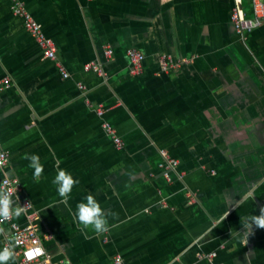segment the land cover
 <instances>
[{"label": "crops", "instance_id": "crops-1", "mask_svg": "<svg viewBox=\"0 0 264 264\" xmlns=\"http://www.w3.org/2000/svg\"><path fill=\"white\" fill-rule=\"evenodd\" d=\"M20 1L54 43L57 61L42 58L0 0V87L9 81L0 90V144L9 154L0 181L19 180L13 200L29 201L47 257L264 264V229L243 230L264 207V19L244 38L231 22L236 7L251 15L250 1ZM129 49L144 55L139 75L130 74ZM161 55L172 68L161 69ZM89 63L104 75L85 72ZM163 151L178 162L170 181L159 167ZM25 154L40 156L38 181ZM60 168L78 181L66 201L53 184ZM88 194L107 214L104 234L75 219ZM14 219L27 224L24 215Z\"/></svg>", "mask_w": 264, "mask_h": 264}, {"label": "built area", "instance_id": "built-area-1", "mask_svg": "<svg viewBox=\"0 0 264 264\" xmlns=\"http://www.w3.org/2000/svg\"><path fill=\"white\" fill-rule=\"evenodd\" d=\"M10 3V10L15 17L22 20L24 29L31 35L34 41L38 45V49L41 52L43 59L49 61H57L55 57V45L51 39L47 38L42 33V27L31 14L25 9L23 3L20 0H7ZM251 5V15L246 16L239 7L234 8L231 15V22L235 28V31L239 37L244 38L246 34L251 33L255 29L259 28L264 19V0H249ZM106 57H111L113 51L108 49L106 52ZM127 57L130 62V74L139 75L141 74L142 64L144 61V55L142 52L136 49H129L127 51ZM57 67L64 79L68 78V73H66L64 67L61 63L56 62ZM159 64L163 71L172 68L173 64L167 55H161L159 57ZM85 72H93L99 75H104V69L101 65L97 63H89L84 66ZM9 86V81L5 79L3 81V86L0 90H3ZM78 88L84 90L83 85H78ZM96 112L99 117H103L104 109L100 105ZM104 130L106 134L113 140V144L116 149H122V143L116 135V130L108 123L104 124ZM161 156L164 161L159 165L160 169L163 171V177L166 181H170L171 172H175L178 162L171 157L166 152H161ZM9 161V154L1 147L0 144V170H4ZM0 183H5L10 186V189L16 191L14 197L21 193V184L19 180L14 178L4 177ZM13 197V198H14ZM27 204V211L23 214L26 218L27 224L20 225L13 218L11 221L6 222L8 225L10 233L14 236L19 237V244L15 250L16 252V264H63L62 262H53L49 257H47L43 241L38 234L37 227L35 224L36 217L31 213V205L29 201L22 200L19 205L24 206ZM31 254L29 258L28 254ZM214 253H209L205 255L207 260H211ZM115 264H121V259L118 257L115 259Z\"/></svg>", "mask_w": 264, "mask_h": 264}, {"label": "clouds", "instance_id": "clouds-1", "mask_svg": "<svg viewBox=\"0 0 264 264\" xmlns=\"http://www.w3.org/2000/svg\"><path fill=\"white\" fill-rule=\"evenodd\" d=\"M24 159L29 161L28 166L33 169V179L38 181L44 172L40 156L38 154H25ZM77 183L78 181L63 168L57 170L53 180V184L57 186L59 196L65 201L69 198L73 187ZM15 194L16 191L11 190L8 184L0 183V237H4L0 241V244H2L0 246V264H15V250L19 244V237L8 232L5 227L6 222L21 217L27 211V204L21 206L14 202L13 197ZM16 199L18 200L19 197L17 196ZM75 219L84 229H91L97 234H104L109 231L107 214L92 194H88L77 204ZM255 229H264V207L260 208L259 214L250 215L243 222V230L247 236L253 235ZM28 255L31 258V254Z\"/></svg>", "mask_w": 264, "mask_h": 264}]
</instances>
